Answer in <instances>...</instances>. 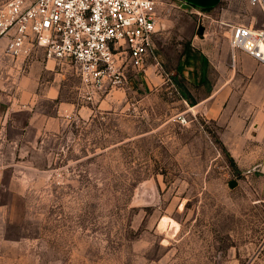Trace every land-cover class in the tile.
I'll use <instances>...</instances> for the list:
<instances>
[{
    "label": "rangeland",
    "instance_id": "rangeland-1",
    "mask_svg": "<svg viewBox=\"0 0 264 264\" xmlns=\"http://www.w3.org/2000/svg\"><path fill=\"white\" fill-rule=\"evenodd\" d=\"M155 11L157 58L126 86L89 92L58 64L55 135L0 146V264H264V144L233 145L232 157L218 138L264 123V106L241 102L243 78L218 93L241 73L230 25L258 27L262 14L247 0H157Z\"/></svg>",
    "mask_w": 264,
    "mask_h": 264
},
{
    "label": "built area",
    "instance_id": "built-area-1",
    "mask_svg": "<svg viewBox=\"0 0 264 264\" xmlns=\"http://www.w3.org/2000/svg\"><path fill=\"white\" fill-rule=\"evenodd\" d=\"M263 24L230 25L232 65L242 53L264 64V0H247ZM157 0H6L0 4V38L5 53L29 56L42 48L46 59L75 67L89 92L127 85L156 59ZM135 71V73L133 72ZM181 122L185 118H180Z\"/></svg>",
    "mask_w": 264,
    "mask_h": 264
},
{
    "label": "crops",
    "instance_id": "crops-1",
    "mask_svg": "<svg viewBox=\"0 0 264 264\" xmlns=\"http://www.w3.org/2000/svg\"><path fill=\"white\" fill-rule=\"evenodd\" d=\"M8 39L9 36L0 38V146L22 144L31 150L38 142H43L45 137L55 135V99L59 95L62 74L56 70L58 64L54 60L45 58L42 48H32L29 56L7 55L5 46ZM236 68L241 71L240 76L237 78L236 75L232 77V74H229L227 82L218 88L219 96L235 95V84H232V81H240L243 78L244 96L241 102L255 108L264 106V64L238 53L234 70ZM46 104H51L52 109L46 108ZM19 113L25 115L21 124H18L13 116ZM224 121L226 117L220 114L217 122L222 125ZM10 128L19 129L23 134L22 140L29 132H32V137L21 142L19 138L11 139L6 136ZM218 138L232 157L234 151L237 153L239 150H234L231 147L233 145H243L244 152L247 153V146L264 144V123L262 126L256 124L253 127L244 123L227 124L219 129ZM250 151L253 155L252 149ZM2 152L0 149V154ZM22 152L18 156L22 157V160H28L30 156L26 157V152ZM255 157L256 154L253 159ZM260 157L264 162V151ZM263 164H258L256 168L264 167ZM261 170L264 172V168Z\"/></svg>",
    "mask_w": 264,
    "mask_h": 264
},
{
    "label": "water",
    "instance_id": "water-1",
    "mask_svg": "<svg viewBox=\"0 0 264 264\" xmlns=\"http://www.w3.org/2000/svg\"><path fill=\"white\" fill-rule=\"evenodd\" d=\"M192 6H196L199 8L203 9H209L215 7L218 3L219 0H182ZM205 27L203 25H198L197 26V34L199 36H203ZM230 186H233V182H230Z\"/></svg>",
    "mask_w": 264,
    "mask_h": 264
},
{
    "label": "bare ground",
    "instance_id": "bare-ground-1",
    "mask_svg": "<svg viewBox=\"0 0 264 264\" xmlns=\"http://www.w3.org/2000/svg\"><path fill=\"white\" fill-rule=\"evenodd\" d=\"M235 62H236V61H235ZM235 62H234V64H235ZM234 64H233V65H234Z\"/></svg>",
    "mask_w": 264,
    "mask_h": 264
},
{
    "label": "trees",
    "instance_id": "trees-1",
    "mask_svg": "<svg viewBox=\"0 0 264 264\" xmlns=\"http://www.w3.org/2000/svg\"><path fill=\"white\" fill-rule=\"evenodd\" d=\"M210 9V8H209Z\"/></svg>",
    "mask_w": 264,
    "mask_h": 264
}]
</instances>
